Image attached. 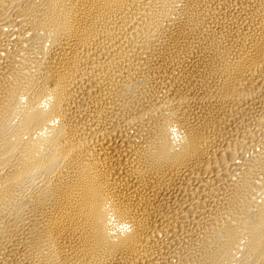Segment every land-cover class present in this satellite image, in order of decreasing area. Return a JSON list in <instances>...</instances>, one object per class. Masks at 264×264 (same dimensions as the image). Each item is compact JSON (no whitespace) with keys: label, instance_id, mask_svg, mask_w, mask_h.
Here are the masks:
<instances>
[{"label":"bare ground","instance_id":"1","mask_svg":"<svg viewBox=\"0 0 264 264\" xmlns=\"http://www.w3.org/2000/svg\"><path fill=\"white\" fill-rule=\"evenodd\" d=\"M0 264H264V0H0Z\"/></svg>","mask_w":264,"mask_h":264}]
</instances>
